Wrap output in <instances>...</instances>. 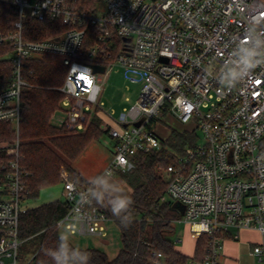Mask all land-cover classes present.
I'll return each instance as SVG.
<instances>
[{
	"label": "built area",
	"instance_id": "1",
	"mask_svg": "<svg viewBox=\"0 0 264 264\" xmlns=\"http://www.w3.org/2000/svg\"><path fill=\"white\" fill-rule=\"evenodd\" d=\"M0 1L18 10L13 31L0 32V44L13 46L14 68L12 82L0 91V122L12 121L17 133L10 144H0V264H19L20 217L30 192L21 163V95L27 64L43 54L59 55L67 66L60 110L61 125L71 131H84L96 111L113 119L100 99L108 69L121 67L127 82L141 86L135 103L114 119L118 127L105 124L115 141L104 170L110 176L129 170L132 156L161 148L167 137L157 125H167L166 117L201 130L205 141L174 156L166 168L162 200L181 204L176 222H185L194 238L208 236L205 264H221L224 239L239 238L243 229L261 234L251 255L264 264V55L243 69L232 88L225 87L228 73L242 67L244 48L264 54V24L253 23L264 21V0H102L98 13L68 8L66 0ZM30 17L68 28L28 39ZM89 28L97 30L91 44ZM61 178L69 209L57 229L105 235L108 218L92 197L94 184H77L66 169Z\"/></svg>",
	"mask_w": 264,
	"mask_h": 264
},
{
	"label": "trees",
	"instance_id": "2",
	"mask_svg": "<svg viewBox=\"0 0 264 264\" xmlns=\"http://www.w3.org/2000/svg\"><path fill=\"white\" fill-rule=\"evenodd\" d=\"M102 0H66L71 9H85L98 13L103 9ZM18 18V10L9 2L0 1V32L13 31V23ZM25 36L41 40L65 31L68 27L59 21L38 20L30 17ZM97 30H87L86 42L94 41ZM10 43L0 44V91L10 85L14 77ZM67 66L63 58L56 54H43L32 58L24 74L28 85L21 95V163L28 173L29 198L39 196L42 188L62 181L61 172L66 169L70 177L79 185L87 186L86 181L73 162L95 139L102 130V117L96 112L89 115L86 130L76 132L65 125H55L51 117L61 109L63 85ZM107 132V131H106ZM17 137L12 121L0 122V141L11 142ZM196 133L189 129H173L163 141L161 148L146 154L131 157L132 166L126 172H119L123 181L132 188L134 201L131 209V223L127 227L113 216L106 199L95 200L97 206L108 219L115 220L121 228L122 246L117 256L111 259L108 254L97 248H77L69 239L59 233L56 222L63 217L69 205L66 200L56 199L37 207L27 208L20 217L19 238L23 240L20 258H30L26 264H54L52 255L63 237L66 245L85 256L86 264H190L203 261L208 246V236L203 235L196 241L192 257L176 248L175 222L181 217V210L172 200H162L166 179L159 172L174 161L176 153L184 154L186 146H191ZM6 156V150L1 151ZM98 190V189H97ZM161 253V256L158 254Z\"/></svg>",
	"mask_w": 264,
	"mask_h": 264
},
{
	"label": "rangeland",
	"instance_id": "3",
	"mask_svg": "<svg viewBox=\"0 0 264 264\" xmlns=\"http://www.w3.org/2000/svg\"><path fill=\"white\" fill-rule=\"evenodd\" d=\"M103 8L105 7L102 5ZM12 53L6 55L7 58H10ZM141 86L139 84H133L127 82L124 77V70L117 66L112 69H108L105 74V80L102 83V92L100 94V99L103 102L102 108L106 111L113 112V119H109L107 116L102 114L104 120L113 127H118L114 123V119H117L119 114L123 111L125 107H130L137 98L139 97ZM63 108V104H61ZM98 114H101L97 112ZM65 115L61 110L52 115L51 122L55 125H61ZM167 125H157L159 133L168 137L170 134V128L176 130H186V125L179 120L172 118L170 116L165 118ZM102 121V130L105 131L98 139L93 140L87 148L77 157L73 162V166L82 172L83 175L93 176L95 173L99 172L104 168L107 162L113 158L114 155V146L115 141L111 138L107 131L108 125ZM16 128V124H14ZM86 130V129H85ZM196 133V139H194L193 145L202 144L205 141L204 134L199 129L191 130ZM14 141V140H13ZM11 141V142H13ZM11 142H2L0 144H10ZM191 145V146H193ZM191 146H186L185 151H187ZM176 155H183L176 153ZM159 172L166 179V168L160 167ZM113 179L116 181L122 189L127 193L131 191V186L123 181L119 172L113 175ZM64 182L59 181L55 184L46 186L41 189L40 194L36 198H28L25 202L28 208L37 207L41 204L54 201L56 199L64 200ZM105 226V235H82L79 233H72L70 229L65 226H61L58 230L59 233L65 238L69 239L77 248L86 249V248H97L105 251L108 256L113 259L117 256L121 246V228L119 224L113 219H107L104 221ZM175 233L181 236V239H185L186 234L188 233V225L185 222L177 221L175 222ZM30 258V255L25 257V260L19 256V264H26ZM240 264H259L255 257L249 255V252L243 254L240 259ZM190 264H205L203 261H194Z\"/></svg>",
	"mask_w": 264,
	"mask_h": 264
},
{
	"label": "clouds",
	"instance_id": "4",
	"mask_svg": "<svg viewBox=\"0 0 264 264\" xmlns=\"http://www.w3.org/2000/svg\"><path fill=\"white\" fill-rule=\"evenodd\" d=\"M257 21L260 24H264V21L259 18L254 19L253 23ZM247 39L250 42V38ZM262 45H264V40H262ZM261 55L264 54L260 53L258 49L244 48L241 56L242 67L236 69L235 72L230 71L228 73V82L225 87L232 88L244 75L243 69L248 68L251 63H257ZM259 62L264 63V60H259ZM109 174L110 170H106L104 174L94 178L92 197L98 201L106 199L111 214L117 217L122 225L127 227L131 223V209L134 201L129 193L118 184L112 182ZM53 251L52 259L54 264H86L87 258L80 251L67 246L63 237L60 238V244Z\"/></svg>",
	"mask_w": 264,
	"mask_h": 264
},
{
	"label": "crops",
	"instance_id": "5",
	"mask_svg": "<svg viewBox=\"0 0 264 264\" xmlns=\"http://www.w3.org/2000/svg\"><path fill=\"white\" fill-rule=\"evenodd\" d=\"M102 119L105 123H107L103 117H102ZM114 123L116 124V122H114ZM167 126H169V125H167ZM173 129L174 128H172V127L170 128V134H171ZM111 159L107 162V164L104 166V168L102 170L95 173V175H93V176H87V175L85 176L79 170H77V171L80 173V175L86 181L92 182L94 184L95 183L94 178L104 174V170L106 169V167L109 164V162L111 161ZM110 177H111L112 182L116 184V181L113 179V176H110ZM131 193H132V188H131V191L129 192V194L131 195ZM175 205L177 206V208L179 205L181 206V204H179L177 202H175ZM179 209L181 210V214H183V210H182L183 208H179ZM174 238L176 240V248L179 251H181L182 253H184L190 257H192L194 255L197 239L191 235L189 227H188V233L186 234V237H184L185 239H181V236L177 235L176 233L174 234ZM260 239H261V234L259 233V231L255 230V229H243V230H241L239 238H237V239L232 238L231 236H227L223 241V248H222V252H221V256H220V263L221 264H240L239 263L240 259L242 258L243 254L246 253V251L249 252L250 256H252L251 255V249L256 242L260 241ZM252 257H254V256H252Z\"/></svg>",
	"mask_w": 264,
	"mask_h": 264
},
{
	"label": "water",
	"instance_id": "6",
	"mask_svg": "<svg viewBox=\"0 0 264 264\" xmlns=\"http://www.w3.org/2000/svg\"><path fill=\"white\" fill-rule=\"evenodd\" d=\"M95 71H98V72H104V66H100V65H94L93 66ZM140 122L137 123V125H139ZM178 208H182L180 205L178 206ZM183 210V209H182Z\"/></svg>",
	"mask_w": 264,
	"mask_h": 264
}]
</instances>
